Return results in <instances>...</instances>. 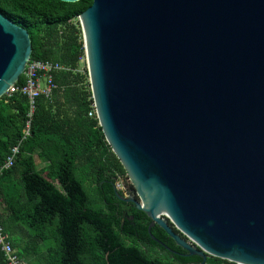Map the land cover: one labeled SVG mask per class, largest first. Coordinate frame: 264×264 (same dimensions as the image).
I'll return each instance as SVG.
<instances>
[{
	"label": "water",
	"instance_id": "95a60500",
	"mask_svg": "<svg viewBox=\"0 0 264 264\" xmlns=\"http://www.w3.org/2000/svg\"><path fill=\"white\" fill-rule=\"evenodd\" d=\"M79 21L97 118L137 194L120 197L201 264H264V0H92ZM32 49L0 9V97Z\"/></svg>",
	"mask_w": 264,
	"mask_h": 264
},
{
	"label": "trees",
	"instance_id": "16d2710c",
	"mask_svg": "<svg viewBox=\"0 0 264 264\" xmlns=\"http://www.w3.org/2000/svg\"><path fill=\"white\" fill-rule=\"evenodd\" d=\"M91 4L0 0L3 14L30 33L31 58L67 67L55 73L52 94L38 97L31 135L9 167L4 164L22 137L30 104L21 91L0 97V222L28 264H201L202 256L188 254L162 227L150 229L151 217L116 188L127 172L89 114V75L79 69L85 46L78 17ZM24 80L21 75L17 84ZM39 160L46 164L39 167ZM144 235H160L161 250L140 241ZM0 264H8L1 248ZM204 264L237 263L209 255Z\"/></svg>",
	"mask_w": 264,
	"mask_h": 264
},
{
	"label": "built area",
	"instance_id": "2783aa9c",
	"mask_svg": "<svg viewBox=\"0 0 264 264\" xmlns=\"http://www.w3.org/2000/svg\"><path fill=\"white\" fill-rule=\"evenodd\" d=\"M79 18V17H78ZM80 22V21H79ZM86 63L87 59L82 57L80 63ZM67 69L64 65L53 62L50 60L33 59L27 62L25 71L23 73L25 80L24 83L18 85L17 82L9 87L5 94L12 95L16 91H21L26 94L29 98V111L27 119L22 130V137L17 145H14L11 149L10 154L6 159L4 166L9 167L14 164L15 158L19 152L21 142L31 135L32 132V120L36 109V102L38 97L41 95L49 96L52 94L53 89L57 86L55 82V73L57 71ZM90 115L97 116L96 105L93 103V108L89 112ZM129 177L127 174L124 175ZM130 179V178H129ZM117 189L125 196H129V189L126 186L125 179L123 176H119L116 181ZM0 248L4 252L8 264H28V262L22 259L14 249L9 233L5 230V227L0 222Z\"/></svg>",
	"mask_w": 264,
	"mask_h": 264
},
{
	"label": "flooded vegetation",
	"instance_id": "af4514ba",
	"mask_svg": "<svg viewBox=\"0 0 264 264\" xmlns=\"http://www.w3.org/2000/svg\"><path fill=\"white\" fill-rule=\"evenodd\" d=\"M117 188V187H116ZM129 196L130 195H135V196H137V194H136V191H135V188H134V186L132 185V183L130 184V186H129ZM123 195V194H122ZM125 202H128V203H133L134 205H135V207H137L136 206V204L133 202V201H125ZM141 210V209H140ZM129 218L132 220V224H133V227L134 228H137L138 227V223L134 220V216L133 215H131V216H129ZM150 225H151V227H149L150 229L152 228V227H156V228H160L161 226L158 224V223H154L153 225H152V219H150ZM149 229V230H150ZM159 233H160V230H159ZM142 239H145V241H146V243H148V244H151V243H153V242H155V243H157L158 245L156 246V248H157V250H161V247H163L162 246V244L160 243V240L162 241V238H160V235L159 236H157V235H151V239L149 240L147 237H146V235H144V236H142V237H140V241H142ZM153 241V242H152ZM163 242V241H162ZM169 246V245H168ZM143 247L144 248H146L147 249V246H146V244H143ZM175 252H177V251H175Z\"/></svg>",
	"mask_w": 264,
	"mask_h": 264
},
{
	"label": "rangeland",
	"instance_id": "374dc122",
	"mask_svg": "<svg viewBox=\"0 0 264 264\" xmlns=\"http://www.w3.org/2000/svg\"><path fill=\"white\" fill-rule=\"evenodd\" d=\"M79 69H80V71H81L82 73H84V72H86V71L88 72L85 61L82 62V63H80V65H79ZM38 164L40 165V161L38 162ZM123 178L125 179V183H126L127 188H129V186H130V184H131V181H130L129 177H127V176H123Z\"/></svg>",
	"mask_w": 264,
	"mask_h": 264
},
{
	"label": "crops",
	"instance_id": "0c3cea01",
	"mask_svg": "<svg viewBox=\"0 0 264 264\" xmlns=\"http://www.w3.org/2000/svg\"><path fill=\"white\" fill-rule=\"evenodd\" d=\"M39 161H40V160H39ZM39 161H38V162H39ZM45 164H46V163H43L42 161H40V165H39V164H38V165H39V167H42V166L45 165Z\"/></svg>",
	"mask_w": 264,
	"mask_h": 264
}]
</instances>
